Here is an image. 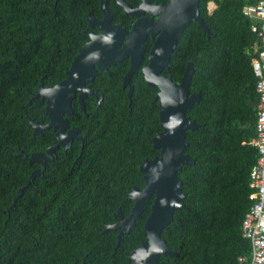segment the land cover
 Instances as JSON below:
<instances>
[{
    "label": "trees",
    "instance_id": "16d2710c",
    "mask_svg": "<svg viewBox=\"0 0 264 264\" xmlns=\"http://www.w3.org/2000/svg\"><path fill=\"white\" fill-rule=\"evenodd\" d=\"M101 0H0V264H127L140 243L143 217L116 237L99 228L124 206L127 190L144 183L139 164L159 152L152 136L161 129L156 86L135 84L131 97L121 86L123 60L99 71L93 83L100 104L85 99L86 116L72 100L71 124L84 135L73 155L62 152L6 208L35 167L23 153L44 150L51 129L33 133L29 119L48 120L38 87L54 84L88 35L86 13ZM109 4L114 0H107ZM213 1L210 10L208 2ZM255 0H200L210 35L196 22L185 27L163 73L179 80L193 63L189 90L201 98L186 114L198 126L186 131L182 164L185 207L174 210L161 236L177 254H161L153 264H238L249 260L251 244L241 233L250 196L249 171L258 151L254 137L258 92L252 57L257 43L253 18L242 6ZM151 44V43H150ZM22 150V153L19 151ZM153 195L145 199L144 213Z\"/></svg>",
    "mask_w": 264,
    "mask_h": 264
},
{
    "label": "water",
    "instance_id": "95a60500",
    "mask_svg": "<svg viewBox=\"0 0 264 264\" xmlns=\"http://www.w3.org/2000/svg\"><path fill=\"white\" fill-rule=\"evenodd\" d=\"M117 2L124 7L126 13L138 14L147 9L150 14L158 16L155 20L151 16L137 18L130 32L125 35L127 30L120 23H111V12L106 0H101L100 3L103 11L102 18L93 17L90 11L86 13L89 24H97L102 31L96 33L85 29L89 38L79 46L66 69V76L49 85H43L40 81L38 89L27 101L30 102L37 95L45 98L48 121L40 122L29 119V122L33 133L43 134V131L49 127L58 128L56 132L58 141L48 145L46 153L43 151L23 153L30 164L40 161L43 166L31 170L26 182L17 188L12 202L6 208L8 209L15 203L17 197L22 194L24 188L36 175L42 173L47 160L53 158L52 151L58 144H63L66 148L73 136L80 137L77 135L75 126L64 131L68 125L66 114L72 112V98L77 92L80 108L85 115H88V112L84 97L88 93L94 94L97 102H100L102 93L88 84L99 69L108 70L109 65L129 58V66L123 75L122 85L129 84L127 95L131 97L133 85L130 83V78L140 63L144 49V37L150 30L153 43L147 55L148 62L142 66V71L147 84L158 86L154 97L158 99L161 130L152 136V145L159 152L152 157L144 158L139 164L140 170L144 172V183L141 188L134 185L129 191L133 204L128 216H123L118 211L116 215H119L120 219L114 223H108L105 229L118 228L123 224L116 235L114 244L116 247L123 234L128 232L130 226L135 223L145 198L153 195L150 211L143 224L146 238L130 251L127 262V264H153L158 261L161 254H177L176 250L169 247L161 236V232L171 221L174 210L186 206L182 201L185 196L182 179L177 172L182 168V164L195 160L184 152V146L188 143L185 137L186 131L198 126L196 120L186 114V109L192 107L195 101H199L202 94L201 90L189 91L193 73L191 59L187 60L178 81L165 75L162 70L169 65L171 55L179 47L177 44L179 36L192 20H195L207 35H210V31L200 14V0H168L164 3L142 0L138 7H132L125 0H117ZM209 2L213 3V1ZM19 153H22V150ZM80 264H84V260ZM260 264H264V255Z\"/></svg>",
    "mask_w": 264,
    "mask_h": 264
},
{
    "label": "built area",
    "instance_id": "2783aa9c",
    "mask_svg": "<svg viewBox=\"0 0 264 264\" xmlns=\"http://www.w3.org/2000/svg\"><path fill=\"white\" fill-rule=\"evenodd\" d=\"M242 12L253 18L250 28L257 35L252 68L256 76L255 89L258 92L256 104V133L251 141L255 144L258 155L252 164L249 184L253 187L250 194L254 200L245 212L241 223V233L251 244L249 260L239 255L238 264H260L264 255V0H255L242 6Z\"/></svg>",
    "mask_w": 264,
    "mask_h": 264
},
{
    "label": "flooded vegetation",
    "instance_id": "af4514ba",
    "mask_svg": "<svg viewBox=\"0 0 264 264\" xmlns=\"http://www.w3.org/2000/svg\"><path fill=\"white\" fill-rule=\"evenodd\" d=\"M125 1H127L128 3H130V5L132 6V7H138L139 6V4H140V2L142 1V0H125ZM166 1H168V0H151V2H157V3H164V2H166ZM106 2H107V5H108V7H109V10H110V12H111V23L112 24H117V23H120L126 30H127V33L125 34V35H127L129 32H130V30H131V28H132V26H133V22L137 19V18H141V17H152V19L153 20H155L156 19V17L158 16L157 14H150L149 12H148V10L147 9H145V10H143L142 12H140V13H138V14H135V13H126L125 11H124V7L121 5V4H119L118 2H117V0H114V2H112L111 4H109L108 3V1L106 0ZM100 3H101V1H100ZM100 3H99V12L97 13H95V14H91L93 17H95V18H97V19H100V18H102L103 17V11L101 10V8H100ZM87 19V18H86ZM192 21H195V20H192ZM191 21V22H192ZM190 22V23H191ZM87 23H88V28H86V29H88L89 31H94V32H96V33H100L101 31H102V29L97 25V24H89V22H88V20H87ZM86 32V31H85ZM87 33V32H86ZM87 35H88V33H87ZM88 38H89V35H88ZM151 43V44H150ZM152 43H153V38L151 37V32H150V30L146 33V36L144 37V44H143V46H144V49H143V54H142V57H141V60H140V63H139V65H138V67L136 68V70L134 71V73L132 74V76H131V78H130V83L133 85V89H134V87H135V84L137 83V82H140V81H145V79H144V74H143V71H142V66L145 64V63H147L148 62V57H147V55H148V52H149V50H150V47H151V45H152ZM123 60H125V61H127V67H126V69L124 70V72H123V74H122V78H123V75H124V73H125V71L127 70V68H128V66H129V58H125V59H122L121 61H123ZM121 61H118V62H121ZM117 62V63H118ZM113 65H115V64H112V65H109V67H111V66H113ZM108 67V70H104V69H99L98 70V72L96 73V75L94 76V78L91 80V81H89L88 82V84L90 85V87H92V88H94L96 91H98L97 89H96V86H93V83H96L97 81L95 80V78H96V76H97V74L99 73V71H105V72H107V73H111V70H110V68ZM184 71V70H183ZM162 72H163V70H162ZM183 73V72H182ZM166 75V74H165ZM168 76V75H167ZM122 78H121V86H122V88H124L125 90H126V92H127V89H128V87H129V84H126L125 86H123L122 85ZM172 78V77H171ZM178 81V80H177ZM146 82V81H145ZM148 86H150L149 84H147ZM154 86H156L157 87V89H156V91L158 90V86L157 85H154ZM133 89H132V91H133ZM156 91H155V93H156ZM190 91V90H189ZM195 91V90H194ZM98 92H101V91H98ZM192 92V91H191ZM78 93V92H77ZM77 93L75 94V96L72 98V100L73 99H76L77 100V102H78V105H79V107H80V104H79V101H78V98H77ZM102 93V92H101ZM154 96H155V94H154ZM96 102V104H100V102H101V100L103 99V94H102V98H101V100H100V102L98 103L97 102V100H96V96L94 95V94H92V93H88L85 97H84V102H85V99H89V100H92V99ZM154 99H155V97H154ZM157 101H158V99H156ZM85 107H86V105H85ZM81 109V108H80ZM73 107H72V112L70 113V114H72L73 113ZM82 110V109H81ZM83 111V110H82ZM70 114H68V115H70ZM68 115L66 114V117H67V119H68V125L65 127V129H64V131H67L68 129H70L72 126H75V127H77V135H79L80 137H77V136H73L71 139H70V142H69V145L65 148L64 147V145L63 144H58L55 148H54V150L52 151V154H53V158L52 159H54V158H57L62 152H64V153H66V155L69 157V155L71 156V155H73L74 153H75V151H77V149H79V147H81V146H83V144H84V141H85V137H84V135L80 132V128H79V126H77V125H75V124H71V122H70V120H69V118H68ZM87 116V115H86ZM48 121V120H47ZM44 122H46V121H44ZM47 129H51L52 130V132H53V136H54V140L52 141V142H50V143H48V144H46L45 145V148H44V150H38V151H43V152H45L46 153V147L48 146V145H52V144H55L57 141H58V138H57V136H56V132H57V130H58V128H53V127H49V128H47ZM46 130V129H45ZM161 130V129H160ZM51 160V159H50ZM47 162H48V160H47ZM47 162H46V164H47ZM34 163H36V165H35V167H42L43 165H42V162H40V161H36V162H34ZM34 167V168H35ZM46 167V166H45ZM45 169V168H44ZM43 172V171H42ZM144 173V172H143ZM134 185H136V184H133L132 186H131V188H129L128 190H127V199H126V201H125V204H124V206L121 208L120 206H117L114 210H113V212H112V219L111 220H109V221H106V222H104V224H102V226H100V227H97V228H99L100 229V231L102 232V233H112V234H114V236L116 237V235H117V233H118V231H119V229L123 226V224H121L118 228H113V227H108L107 229H105V226L108 224V223H114V222H116V221H118L119 219H120V216L119 215H116V213L118 212V211H120V213L123 215V216H128V214L130 213V211H131V206H132V204H133V199L131 198V197H129V191L132 189V187L134 186ZM137 186H139V185H137ZM143 186V184L142 185H140L139 187L141 188ZM150 197V196H149ZM149 197H146V198H149ZM145 198V199H146ZM144 203H145V200H144ZM144 203H143V205H144ZM149 211H150V209H149ZM149 211L147 212V213H144L143 214V212H144V207H142V210H141V212H140V214H139V216L138 217H136V219H135V223L133 224V225H131L130 226V228H129V231L134 227V226H136V222H137V220L138 219H140V218H142L143 217V224H144V220H145V218H146V216H147V214L149 213ZM143 226V225H142ZM128 231V232H129ZM143 232H144V229H143ZM127 233V232H126ZM144 238H146L145 237V233H144V237H142L141 238V240H140V243L142 242V239H144ZM140 243H138V244H140ZM137 244V245H138ZM136 245V246H137Z\"/></svg>",
    "mask_w": 264,
    "mask_h": 264
},
{
    "label": "rangeland",
    "instance_id": "374dc122",
    "mask_svg": "<svg viewBox=\"0 0 264 264\" xmlns=\"http://www.w3.org/2000/svg\"><path fill=\"white\" fill-rule=\"evenodd\" d=\"M214 7V3L208 2V8L211 10Z\"/></svg>",
    "mask_w": 264,
    "mask_h": 264
},
{
    "label": "crops",
    "instance_id": "0c3cea01",
    "mask_svg": "<svg viewBox=\"0 0 264 264\" xmlns=\"http://www.w3.org/2000/svg\"><path fill=\"white\" fill-rule=\"evenodd\" d=\"M215 5V4H214Z\"/></svg>",
    "mask_w": 264,
    "mask_h": 264
}]
</instances>
